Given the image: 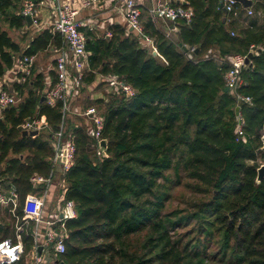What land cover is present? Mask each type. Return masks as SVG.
<instances>
[{
	"label": "trees",
	"instance_id": "1",
	"mask_svg": "<svg viewBox=\"0 0 264 264\" xmlns=\"http://www.w3.org/2000/svg\"><path fill=\"white\" fill-rule=\"evenodd\" d=\"M24 1L0 0V77L17 54L63 44L62 35L47 28L22 50L2 23L27 26ZM185 1L193 15L190 22L179 19L178 36H167L147 14L139 34L120 23L110 25L111 36L81 27L89 38L84 82L112 74L136 93L128 98L105 92L88 105L104 117L103 157L89 150L91 119L69 117L71 102L65 128L76 158L68 171H60L63 201H75L77 216L66 222L65 251L51 252L59 263L264 264V179L257 180L264 159V0L249 8L236 2L238 16L225 12L221 0ZM145 36L154 39L157 54L143 45ZM252 45L257 50L240 87L252 97V103H240L243 141L236 133L237 99L226 90L230 64L219 59L247 53ZM46 91L45 76L33 64L24 82L13 83L20 101L0 112V184L20 195L12 220L0 216V241L15 242L17 223H23L25 248L11 264L31 263L34 222L23 221V203L42 189L32 177L50 174L54 152L49 130L23 135L22 125L37 117L58 129L62 121L61 102L48 104ZM181 185L194 196L184 207L168 209Z\"/></svg>",
	"mask_w": 264,
	"mask_h": 264
},
{
	"label": "built area",
	"instance_id": "2",
	"mask_svg": "<svg viewBox=\"0 0 264 264\" xmlns=\"http://www.w3.org/2000/svg\"><path fill=\"white\" fill-rule=\"evenodd\" d=\"M101 0H83L81 4L76 5L72 0H55V20L52 25L54 31L59 32L63 37V45L57 48L58 56L56 61V81L45 93V100L50 105L58 102L62 104V121L58 129H53L51 125L43 122L41 118H29L23 125V129L35 130L48 129L53 135L54 152L51 157L52 169L49 176L35 175L32 181L36 184L45 185L44 190L39 194L30 193L26 196L23 203V221L28 223L34 222L33 237L34 246L30 254V264H45L44 255L49 251L53 253H63L66 249L65 239L67 237L66 222L77 216L76 203L74 200H65L60 209H56L58 217L49 218L47 210V197L50 187L58 170L68 171L75 162L76 146L71 137L66 135L65 119L71 111V102L81 92L84 86L85 69L88 65L87 36L81 29L83 22L79 19L80 11L83 8L90 7ZM227 11L233 12L235 16L239 15V11L235 5L237 0H222ZM39 2L35 0H25L21 13L26 17L30 16L32 24L37 29L44 27L38 9ZM124 7V13L129 24V28L142 30L141 15L142 11L135 0H116V7ZM252 9L248 10V14H252ZM193 15L192 8L183 5H172L165 3L161 7L150 10V16L154 24L157 26V19H169L177 22L184 19L191 21ZM158 27V26H157ZM112 32L108 31L107 36H111ZM167 36H170L167 34ZM194 47L189 50L194 51ZM257 50L252 45L247 53H235L226 59H219L228 62L230 68L226 73V85L231 93L236 97L238 106L240 103H252V97L241 93L240 87L244 83L243 70L248 65L246 59L250 52ZM34 62V56H24L19 61L17 69L18 80L24 82L30 75ZM19 73L21 75L19 76ZM107 83L112 92L124 94L126 97H133L136 89L132 84L124 81L118 76L109 74L106 77ZM20 98L5 88L0 87V112L12 105L17 104ZM83 115L91 119L92 126L89 135L92 138L91 147L99 157L106 155L100 147L102 138V129L104 125V117L97 106L87 107ZM236 133L238 140L246 141L245 119L239 108L237 117ZM20 203V195L18 191L12 187L6 191L0 187V215L5 211L10 215H16V208ZM23 223H17L16 237L14 242L11 238L0 241V264H11L19 260L24 253V243L21 231Z\"/></svg>",
	"mask_w": 264,
	"mask_h": 264
},
{
	"label": "crops",
	"instance_id": "3",
	"mask_svg": "<svg viewBox=\"0 0 264 264\" xmlns=\"http://www.w3.org/2000/svg\"><path fill=\"white\" fill-rule=\"evenodd\" d=\"M82 1L83 0H72V2H74L75 4L78 3L79 5L81 4ZM111 1L112 2H110V0H101L96 7H95V5H92L90 7L83 8L79 14V19L83 22V26L90 28L91 30L95 31L98 35H103V34L107 35L108 31H111L109 29L110 25H112L114 23H120V24H122L128 28V32L135 30V32L139 34V33H142L143 29H144V23H143L142 18H145L146 14L151 18V16H150V10L151 9H156L158 7H161L165 3H171L172 5H180L181 4L183 6H185V3H186L185 0H135L138 3V5H139V7L143 13L141 16V22H142L143 27H142V30H138V29L129 28V24H128V21L126 19L125 13H124V7L120 8L118 5V7L115 8V1L116 0H111ZM177 1H179V3ZM54 3H55V0H41L39 2L38 9L40 12L41 20L44 24V27H42L41 29H37L35 26H33V24L28 25V23H27V26H24L23 28H10L7 22H3L2 27L9 32L11 37L16 42H18L20 44L22 50H25L28 47H30L31 40L33 39V37L37 33H39L40 31H42L44 29H47V28L52 29L53 22L56 18L55 10H54ZM22 7H23V5H22ZM156 23H157L158 28L161 29L166 34H168L170 36H173V35L178 36L179 20L177 22H175V21H171L169 19H163V18L158 17ZM51 31L56 32L53 29ZM142 42H143V45L148 46V48L150 50H152V52L154 54L158 53L157 48L154 44L153 38L145 36L144 39L142 40ZM57 48L58 47H50V48L41 50L38 53H36L35 55H33L34 56L33 64H34L36 71L38 73L39 72L43 73L45 76L46 90H48L50 87H52L56 81V61H57V56H58ZM22 57H24V56L21 53L16 55L15 62L17 61L18 66H19V61ZM88 65H87V67H88ZM87 67L85 69V74L87 71ZM16 71H17V69L13 72V77H11L8 75V73H10V69L7 70L6 74L4 76L0 77V87L5 86L10 91H12L13 90V83L18 78V74ZM106 77H107V75L98 74L96 81L92 84H99L100 82H104L106 84L105 90H107V92H112L111 88L109 87V85L107 83ZM92 84H90V85H92ZM86 85L87 84L84 82V86L82 87L80 94L78 96H76L75 100L73 101V110L71 111V114H69L70 115L69 117H71L72 119H76V117L73 116V114L77 115V116H82L83 114L78 112V109L84 111L88 106V105H84V103H82V97L84 96L83 90H84ZM95 92L98 94L97 97L102 95L101 92L100 93L98 91H95ZM88 96H90V94L87 95V97ZM90 97L93 99L95 97V95H92ZM90 106H92V105H90ZM76 109H77V111H76ZM78 118H80V117H78ZM23 130L24 129L22 128V131ZM61 175H62L61 171L58 170L55 177H54V180H57V184L55 185L54 180H53V183L50 187V192L48 193L47 210H48V199L50 197V193H51V190L53 188L56 189L59 186L60 194L64 197V191L63 190L66 186V183L62 179ZM40 176H42V175H40ZM45 177H47V176H45ZM36 185H41V184H36ZM41 186H42V189L40 191H38L37 193H34V194H39L44 190L45 185L43 184ZM0 187L5 189L1 184H0ZM29 261H30V257H29Z\"/></svg>",
	"mask_w": 264,
	"mask_h": 264
},
{
	"label": "rangeland",
	"instance_id": "4",
	"mask_svg": "<svg viewBox=\"0 0 264 264\" xmlns=\"http://www.w3.org/2000/svg\"><path fill=\"white\" fill-rule=\"evenodd\" d=\"M110 2H112L110 0ZM78 5V3H76ZM99 4L96 3L95 7ZM18 63L17 61L15 62V64L13 65V67L10 69V73H8L9 76L13 77V72L18 69ZM12 70V71H11ZM106 89V84L104 82H100L99 84H92V85H86L83 93L84 96L82 97V103H84V105H89L91 103H93V99H95L97 97V93L95 91H98L99 93L101 92V94H104L105 92H107ZM92 96L95 95V97L92 99L90 96L87 97V95ZM73 116L76 117L77 120H80V116L74 115ZM87 123V121H86ZM88 124V123H87ZM42 130H47L48 129H42ZM262 163L264 162V159L260 160ZM185 181H188L185 180ZM55 185L57 184V180H54ZM194 196V193L191 192L186 186H179L177 188H175L172 192V199L171 201L168 203V209H172L178 205L181 206H185V201L186 199H191V197ZM63 204V196L60 194V188L59 186L56 189H52L51 193H50V197L48 199V213H49V218L51 219H55L58 217V213L55 212L56 209H60L61 206ZM1 217H6V220L10 221L11 216L9 215V213H1L0 215ZM57 256H52L51 251H49L48 253H46L44 255V260H45V264H55Z\"/></svg>",
	"mask_w": 264,
	"mask_h": 264
},
{
	"label": "water",
	"instance_id": "5",
	"mask_svg": "<svg viewBox=\"0 0 264 264\" xmlns=\"http://www.w3.org/2000/svg\"><path fill=\"white\" fill-rule=\"evenodd\" d=\"M237 1H238V2H241L246 8H249V7H251V6L253 5V3H254L255 0H237ZM177 2L179 3V1H177ZM221 6L223 7L224 11L227 12V9H226V7L224 6V3H223L222 0H221ZM26 20H27L28 25H31V24H32V19H31L30 16H26ZM87 41H89V38H87ZM181 46H183L184 49H185L186 51L188 50V47H187L186 45H183V44L181 43ZM196 51H198V49H196ZM253 55H254L253 52H250V53L248 54V57H247V59H246V63H247V64L250 63V60H251V58L253 57ZM226 90L229 91V87H226ZM239 108H240L239 106L236 107V114H238ZM39 132H40L39 129H35V130H27V129H24V130L22 131V134H23V135H32V136H34V135L39 134ZM107 146H108L107 140H106L105 138H103V139L101 140V142H100V147H101V149H102V151H103L104 153H106ZM262 149H263V152H264V145H263ZM89 150L91 151V152H90L91 154L95 153V150H94L91 146H89ZM263 179H264V162H263V163L261 164V166L258 168V176H257V180H258V181H261V180H263ZM55 264H65V263H64V261H61V262L59 263V261L56 260V261H55Z\"/></svg>",
	"mask_w": 264,
	"mask_h": 264
}]
</instances>
